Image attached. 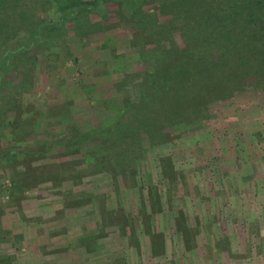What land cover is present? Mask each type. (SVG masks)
Segmentation results:
<instances>
[{
	"label": "rangeland",
	"instance_id": "374dc122",
	"mask_svg": "<svg viewBox=\"0 0 264 264\" xmlns=\"http://www.w3.org/2000/svg\"><path fill=\"white\" fill-rule=\"evenodd\" d=\"M5 2L0 0V59L11 51L8 67L0 69V153L12 145L38 148L52 131L63 140L69 125L80 132L120 119L146 66L138 59L142 45L152 44L148 28H136L129 14L119 19L113 2L105 4V16L84 12L61 23L66 0ZM39 21H48L41 26L44 39L30 37ZM207 109L201 121L174 125L166 142H144L145 157L136 168L143 181L140 200L166 246L163 256L149 255L145 234H137L138 245L120 237L117 218L102 226L100 205L113 218L123 213L138 229L142 217L129 188L135 169L119 179L118 193L106 174H86L81 159L97 147L92 141L68 149L55 145L42 157L0 165V259L7 257L0 264H264V89L248 88ZM158 156L171 161L173 176H161ZM61 169L74 177L48 181ZM36 172L45 173L42 181L29 176ZM148 185L160 201L158 213L150 210ZM76 196L90 203L63 207ZM180 214L190 227L189 247L175 227Z\"/></svg>",
	"mask_w": 264,
	"mask_h": 264
},
{
	"label": "trees",
	"instance_id": "16d2710c",
	"mask_svg": "<svg viewBox=\"0 0 264 264\" xmlns=\"http://www.w3.org/2000/svg\"><path fill=\"white\" fill-rule=\"evenodd\" d=\"M109 2L117 5L118 10L116 9L115 13L119 19H126L125 15L129 14V19L133 20L136 28H148V38L152 43L148 46L142 45L144 54L140 56L146 60L139 58L138 61L145 62L146 66L137 74L140 80L136 84L137 92L134 98L129 97L122 103L121 118L113 123L80 132L73 130L69 125L63 140H59V134L52 131L38 148H17L13 145L6 147L1 150L0 165L7 166L10 162L20 159L24 161L31 156L42 157L55 145L64 144L68 149L81 142L97 141L94 145L97 147L88 148L83 152L81 160L86 164V174H106L112 179L114 191L118 193L119 179L135 169L129 179L132 182V187L129 188L134 190V200L138 201L136 212L142 217L138 229L133 227L130 221L126 223L128 219L123 213L117 212L113 218V215L109 216L108 210L100 205L102 226L106 225L107 219L117 218L115 228L120 237L135 240L138 245L137 234H145L150 241L149 255L161 257L166 250L164 240L160 236L161 231L158 228L160 233L157 232L152 221L150 222L146 212L147 204L143 199L140 200L141 189L138 190L143 181L136 168L139 161L145 157L147 146L144 142L149 145L164 143L172 137L170 131L174 125H185L205 119L208 116V104L212 101L229 99L248 88L264 89V0H66L64 4L67 13L58 17L57 23L65 22L68 18H79L84 12H94L99 17L105 16V4ZM28 8L24 7V12ZM159 15H168V18L158 22ZM43 23L48 21H39L30 37L39 36L44 39L41 35ZM172 32H176L180 37L181 47L175 42ZM19 48L23 46L14 50ZM8 52H3L1 56L0 69L8 67L5 57ZM2 83L0 75V87ZM2 108L0 113H3ZM8 123L10 125V121L6 122ZM9 140L14 144L16 138L10 133ZM94 149L104 151L96 153ZM157 161L162 177L167 176L169 171L173 176L174 170L171 169V161L167 157L158 156ZM60 171V175L48 177V181H54L56 185L59 183L56 181L74 177L72 170L67 175H61L65 173L62 169ZM44 174L36 172L35 175L29 176L40 182L45 177ZM51 176H54V173ZM11 182L12 185L19 186L18 181L12 179ZM147 187L150 210L158 213L160 201L157 200L155 188L150 185ZM162 196L165 197V192ZM75 198L81 202H75L77 199L73 198L63 203V207H80L90 203L82 202V196ZM185 220L183 214L174 218L183 244L189 247L187 240L190 227ZM83 236V239L92 237ZM86 249L90 250L89 247ZM5 258L7 257H2L0 261Z\"/></svg>",
	"mask_w": 264,
	"mask_h": 264
}]
</instances>
